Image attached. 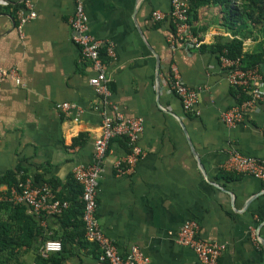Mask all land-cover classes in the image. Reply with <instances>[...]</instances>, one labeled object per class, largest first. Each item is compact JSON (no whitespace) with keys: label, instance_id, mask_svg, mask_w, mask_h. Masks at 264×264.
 Listing matches in <instances>:
<instances>
[{"label":"crops","instance_id":"crops-1","mask_svg":"<svg viewBox=\"0 0 264 264\" xmlns=\"http://www.w3.org/2000/svg\"><path fill=\"white\" fill-rule=\"evenodd\" d=\"M24 2L0 0V69L14 72L0 74V177L9 170L21 176L20 165L27 177L53 180L54 194L76 193L79 199L73 169L94 159L98 107L104 103L89 84L91 61L71 41L75 0H29L36 16L19 29L17 12ZM81 4L108 61V112L142 123L138 144L144 155L133 166L116 173L115 160L129 151L127 141L119 138L111 140L102 162L97 217L104 234L122 255L138 246L148 264H197L193 250L176 241L181 225L195 220L200 238L225 244L217 264H264V180L232 171L226 173L239 178L222 174L232 150L264 160V102L249 107L236 103L219 56L208 47L216 35L225 34L210 9L201 7L191 21L202 46L189 48L173 46L168 17L151 20L155 9L169 12L170 0ZM108 42L115 51L110 59ZM252 46L250 39L244 41L245 50ZM173 66L185 84L198 90L195 112L184 111L170 89ZM59 102L74 105L60 110ZM233 106H240L242 118L229 125L222 114ZM7 215L9 209L1 207L0 218ZM39 220L45 234L56 236L52 239L60 240L62 231L71 238L84 236L83 224H66L62 230L57 215ZM67 246L72 253L61 264H108L98 259L97 244L71 239Z\"/></svg>","mask_w":264,"mask_h":264},{"label":"built area","instance_id":"built-area-1","mask_svg":"<svg viewBox=\"0 0 264 264\" xmlns=\"http://www.w3.org/2000/svg\"><path fill=\"white\" fill-rule=\"evenodd\" d=\"M24 8L17 12L19 29L23 24L35 18L36 13L25 0ZM189 0H170L169 12L155 9L151 12V20L154 22L169 18L173 25L171 43L177 47L199 48L202 41L191 31L188 21ZM71 41L78 47L81 57L91 61L94 74L89 78V84L103 100L104 105L98 107L101 114L100 133L94 142V159L89 164H77L73 169V178L80 184L82 216L84 224V236L87 241L93 242L99 247L98 259L108 264H148V258L136 245L131 246L126 255H122L114 241L102 231L97 217V195L99 179L102 172V162L108 152L109 144L115 137H125L129 145L128 153L115 160L114 168L118 175L133 166L144 152L138 144L142 132V123L139 118L124 117L120 113L111 114L107 109L108 98L111 95L107 87V63L100 52L101 41L94 37L89 30L88 16L83 9L81 0H75L74 12L69 18ZM107 58H114L115 51L112 42L105 44ZM220 63L226 71L230 85L240 86L249 98L242 104L243 107L254 106L258 101L264 102V79L259 69L243 70L238 67L239 58L231 59L225 55L219 56ZM0 74L14 76L13 70L0 69ZM171 91L179 98L182 109L186 112H195L198 105V90L185 84L177 71L172 67ZM20 83L18 76H15ZM74 104L59 102L56 107L67 110ZM242 118L240 106H233L222 114V120L229 125ZM223 171H232L249 174L264 180V160L246 156L240 151L232 150L227 159L222 163ZM5 201L11 205L24 204L28 206L38 218L60 214L68 208L69 202L56 198L51 186L44 181L34 182L33 178L19 179L16 184L0 188V202ZM176 241L190 247L196 255L197 264H217L226 246L224 243L208 241L199 237V225L195 220L185 221L176 233ZM61 243L58 239H47L41 246L40 253L47 256L51 252L59 251Z\"/></svg>","mask_w":264,"mask_h":264},{"label":"trees","instance_id":"trees-1","mask_svg":"<svg viewBox=\"0 0 264 264\" xmlns=\"http://www.w3.org/2000/svg\"><path fill=\"white\" fill-rule=\"evenodd\" d=\"M203 6L210 9L211 14L215 17L214 24L225 32V34L215 36L214 43L208 46L210 50L216 52L218 56L221 54L231 59L239 58L238 67L243 70L257 67L264 79L262 71L264 66V0H189V23L197 18L198 10ZM172 28H174L173 25ZM246 39L253 41L251 49H244ZM231 89L236 97L237 104H241L250 97L240 86L231 85ZM115 138L127 141L125 137ZM17 169L22 170L21 176L17 177L15 172L9 170L0 177V186L2 184L11 186L16 184L19 179L27 177L25 170L20 165ZM226 172L222 171L223 177L226 179H237L240 176V174L234 173L228 175ZM40 179L36 175L33 180L34 182H47L52 191L55 192L53 180ZM73 183L75 184H73L75 191L79 193V199L76 193L72 197L62 196L60 193L54 194L56 198L69 202L68 208L57 215L61 220L62 230H64L63 226L66 224L72 225L73 228L80 227L83 224L81 219L83 207L81 201L82 188L74 179ZM3 206L9 209V215L0 218V264H27L28 259L34 264H61V261L72 253L67 246L71 243V239L78 240L81 245L89 243L82 234L78 238H71L69 232L61 230L62 232L59 235L61 249L51 252L47 256H42L40 250L43 243L48 238L51 239L56 236L45 234L39 218L28 213L25 205L0 204V208ZM20 216L22 218L19 219ZM82 227L84 234V224Z\"/></svg>","mask_w":264,"mask_h":264}]
</instances>
